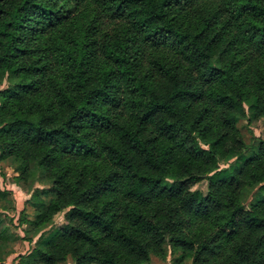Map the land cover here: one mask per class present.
Segmentation results:
<instances>
[{"label":"trees","instance_id":"16d2710c","mask_svg":"<svg viewBox=\"0 0 264 264\" xmlns=\"http://www.w3.org/2000/svg\"><path fill=\"white\" fill-rule=\"evenodd\" d=\"M0 74V161L66 212L29 264H264V0H0Z\"/></svg>","mask_w":264,"mask_h":264},{"label":"rangeland","instance_id":"374dc122","mask_svg":"<svg viewBox=\"0 0 264 264\" xmlns=\"http://www.w3.org/2000/svg\"><path fill=\"white\" fill-rule=\"evenodd\" d=\"M9 85L8 78L0 74V91ZM238 128L248 145L244 151L245 159H249L257 153L261 141L264 140V119L250 124L247 120H242ZM242 162L243 160L235 159L228 164L222 162L221 169L230 166L235 168ZM208 186V182L203 181L193 190H199L206 195ZM258 188L256 186L246 192L243 197L245 205L259 199ZM53 197L51 182L35 165L31 166L28 175L23 176L11 159L0 161V232L6 231L5 239L1 243L0 264H29V257L42 242L64 227L66 212L55 215L52 222L44 227L35 226L42 211L39 206L48 205ZM162 248L164 255L152 254L151 264H176L179 261L181 251H175L166 244ZM63 264L73 262L69 259ZM182 264H192V261L187 259Z\"/></svg>","mask_w":264,"mask_h":264}]
</instances>
